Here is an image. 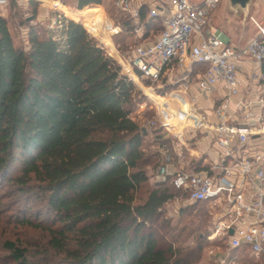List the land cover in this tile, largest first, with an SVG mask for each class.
I'll use <instances>...</instances> for the list:
<instances>
[{
	"label": "trees",
	"instance_id": "16d2710c",
	"mask_svg": "<svg viewBox=\"0 0 264 264\" xmlns=\"http://www.w3.org/2000/svg\"><path fill=\"white\" fill-rule=\"evenodd\" d=\"M73 1L78 22L57 19L55 13L52 28L29 25L27 51L15 46L10 25L0 15V177L19 168L12 183L22 188L33 183L44 194L52 226L48 246L63 257L57 264H192L212 231L207 203H185L187 194L176 189L170 177L146 189L139 203L136 194L150 181L148 169L154 177L162 165L160 151L174 156L177 147L190 171L202 169L203 161L190 158L158 126L142 132L134 116L142 98L139 88L86 31L97 29L83 12L102 9L105 0ZM10 3L20 2L9 0L7 6ZM28 5L35 20L37 3L29 0ZM140 15L145 26L141 38L158 35L159 19H147L145 7ZM120 25L122 33L113 43L126 53L134 45L127 38L135 24L125 17ZM205 69L191 64L190 79ZM260 72L264 75V65ZM160 84V94L175 89L166 78ZM149 133L154 135V150L146 154ZM198 138L190 140V146ZM177 199L186 204L179 217H189L180 227L172 225L164 211ZM190 239L193 246H175ZM4 246L12 264H31L14 243ZM230 251L249 253L245 247Z\"/></svg>",
	"mask_w": 264,
	"mask_h": 264
},
{
	"label": "built area",
	"instance_id": "2783aa9c",
	"mask_svg": "<svg viewBox=\"0 0 264 264\" xmlns=\"http://www.w3.org/2000/svg\"><path fill=\"white\" fill-rule=\"evenodd\" d=\"M8 1L0 0V9ZM112 4L135 24L136 37H143L145 32L140 20L142 8L147 10V19L160 21L158 35L134 44L126 53L120 52L113 43V38L122 33V27L107 15L111 22L103 28V35L110 40L114 54L109 52L101 36L85 29L101 42L105 52L120 65L121 73L139 89L143 90L142 81L160 84L162 78L176 85L170 92L155 95L157 100L151 98L156 119L147 127L162 128L186 151L190 149L189 141L197 135L202 140L210 137L212 141L208 150L213 153L211 162H203V168L198 171L186 169L177 147L174 148L176 160L160 151L162 165L155 171V179L165 182L170 177L171 184L187 194L185 203H207L212 223L208 240L223 238L229 250L245 247L257 259L264 258V97L237 99L245 88L239 78L242 64L250 61L258 70L264 65V26L245 45L238 47L229 44L211 26L220 0H202L198 4L189 0H112ZM61 16L64 17L59 14L57 19ZM55 23L54 18L52 26ZM193 63L206 67L203 74L196 76L200 95L211 96L218 86L224 90V96L212 111L213 122L199 111L196 96L189 93ZM175 71L186 73L173 80ZM250 80L257 79L252 75ZM231 106L238 114L235 121L230 114ZM254 109H258V114ZM171 120L186 123L180 133L169 129L167 123ZM191 133L194 137L188 138Z\"/></svg>",
	"mask_w": 264,
	"mask_h": 264
},
{
	"label": "rangeland",
	"instance_id": "374dc122",
	"mask_svg": "<svg viewBox=\"0 0 264 264\" xmlns=\"http://www.w3.org/2000/svg\"><path fill=\"white\" fill-rule=\"evenodd\" d=\"M28 1L29 0L21 1L15 6H12L10 3L8 6L0 9V15L4 17L10 25L15 46L25 51L28 50L27 27L29 25H37L45 29L51 28V20L54 19V14H62L60 10L65 11L58 2L71 9L69 10L66 8L72 12L71 18L75 20L73 18V13L76 9L74 8L73 0H57V3L54 2L53 5H51V1L53 0H34L37 3V17L35 20H32V9L28 5ZM196 1L197 0H189L190 3L198 4L195 3ZM258 3L264 5V0H258ZM102 7L106 11L107 16L116 23L121 24L125 19V16L113 6L112 0H105ZM219 9L220 5L212 17L211 26L221 32L215 19V15ZM67 18L69 17L67 16ZM85 18L91 20L95 29H97L94 35L98 36H102L103 28H105L107 23L111 22L101 9L87 12ZM75 22L78 21L75 20ZM261 25L264 26V20L261 22ZM256 34L257 30H254L242 46ZM150 36V38L153 39L156 35L150 34ZM127 42L132 45L143 42V39L136 37V35L132 33V35L127 38ZM230 44L236 45V42L230 40ZM111 51L113 50L111 49ZM253 73L255 79L264 86V82L261 83V80L264 81L262 72H260V74L256 73V71ZM178 77L177 74L174 76L175 79ZM142 87L143 90L139 89L142 94L141 103L137 105L134 116L139 126L145 128L149 122L156 119V110L151 98L153 99L152 96L160 94V92L163 91V86L159 83H148ZM262 121L264 122V113L262 115ZM153 137L154 135L149 133L144 139V150L146 154H151L154 150ZM212 156L213 153L208 154L205 160L206 163L211 162ZM148 172L150 181L137 192L136 203H139V201L144 198L146 189L151 188L153 184L158 182L149 169ZM19 174L20 169L15 168L8 176L0 177V264H12L10 253L4 246L6 242L14 243L17 247L24 250L31 264H45L48 260H53V264H57L61 262L63 257L51 250L48 246L49 234L47 230L52 226L51 220L48 219L49 212L46 210L44 194L41 193L37 185L33 183H31L28 188L14 185L11 179L17 177ZM184 207H186V204L180 199L173 200L166 204L164 210L165 216L171 220L172 225H178L180 227L189 220L187 216H183V219L179 217V210ZM26 222H31V225H27ZM224 241L223 238H216L213 240H208L207 238L203 243L202 252L192 264H264V258L261 257L257 259L250 253L233 255L225 246V243H223ZM175 246L184 249L187 246L193 245L190 239L184 245L177 243Z\"/></svg>",
	"mask_w": 264,
	"mask_h": 264
},
{
	"label": "crops",
	"instance_id": "0c3cea01",
	"mask_svg": "<svg viewBox=\"0 0 264 264\" xmlns=\"http://www.w3.org/2000/svg\"><path fill=\"white\" fill-rule=\"evenodd\" d=\"M56 1L57 0L51 1V5H53L54 2L57 3ZM58 3L65 9V11L60 10L62 12V15H64V17H66V18L68 16L70 19H72L71 18L72 12L69 11L71 9L69 7L61 4L60 2H58ZM100 7L103 9L102 6H100ZM66 8H68L69 10L66 9ZM89 11H92V10L91 9H86L83 12L82 16L86 17V13L89 12ZM76 12H79V10L76 9L74 13H76ZM104 12H105V15H107L105 10H104ZM74 13H73V18L79 16V15L74 14ZM52 21H53V19L51 20V23H52ZM223 36L226 39V41L228 43H230L229 39L224 34H223ZM107 41H108V45L113 50L111 52L114 54V48H113L112 44L109 42L110 40H108V38H107ZM254 70L256 71V73L260 74V70H257L255 68V66L253 65V63H251L250 61H245L242 64L240 72H239V78L243 82L245 88H244V90L241 91V93L239 94L237 99H240V98H243V99H247V98L248 99H254L257 96H263L264 97V86L261 85L258 82V80H252V81L250 80L251 76L254 75V73H253V72H255ZM186 71L188 72V70H186ZM190 72H191V70H190ZM185 73H182L180 71H175L173 73V77L172 78H174V76L176 74H177V76H179L178 78H181L182 76H184ZM198 75H200V74H198ZM198 75H196V76H198ZM195 82H196V77L191 79V83H190V86H189V93L192 96H196L197 101H198L199 111L201 113H203L209 121L213 122L214 118H213V115H212V111L219 104L220 100L224 96V90H223V88L221 86H218L217 89H216V92L214 94H212L211 96L200 95L198 90H197V86H196ZM175 87H176V85H175ZM258 112H259L258 109H254V113L255 114H258ZM230 114L233 116V119L235 121L236 115H238V114H237V112H235V109L233 108V106H231V108H230ZM189 137L193 138L194 137V133H191L190 135H188V138ZM211 142L212 141H211L210 137L207 138V139H203V140L201 138L200 139H196L195 142L193 143V146H190L189 151H187L188 156L190 158H201L203 162H206L205 161L206 157L208 156V154H211V153H208V150L211 149Z\"/></svg>",
	"mask_w": 264,
	"mask_h": 264
},
{
	"label": "water",
	"instance_id": "95a60500",
	"mask_svg": "<svg viewBox=\"0 0 264 264\" xmlns=\"http://www.w3.org/2000/svg\"><path fill=\"white\" fill-rule=\"evenodd\" d=\"M197 0L195 3H200ZM240 17V19H239ZM217 26L229 41L234 40L241 46L257 30L264 20V5L258 0H220V9L215 15ZM144 134L146 128H141ZM232 231L229 232L232 235Z\"/></svg>",
	"mask_w": 264,
	"mask_h": 264
},
{
	"label": "bare ground",
	"instance_id": "6f19581e",
	"mask_svg": "<svg viewBox=\"0 0 264 264\" xmlns=\"http://www.w3.org/2000/svg\"><path fill=\"white\" fill-rule=\"evenodd\" d=\"M109 24H110V23H107V24L105 25V27L107 28V27L109 26ZM92 34H94V33H92ZM102 39H103V41L105 42V44L108 46L109 51H111V47L108 45V41H107L106 36L102 35ZM108 40H109V39H108ZM114 53H115V51H114ZM130 74H131V73H130ZM132 78H133L134 81H136V77L133 76V74H132ZM184 124H186V123L181 122L180 124H177L174 120H171L170 122L167 123V126L169 127V129H170L173 133L178 134V133H180V131H181V127H182Z\"/></svg>",
	"mask_w": 264,
	"mask_h": 264
}]
</instances>
